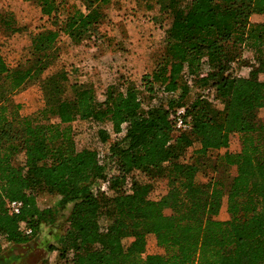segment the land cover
<instances>
[{"label":"trees","instance_id":"trees-1","mask_svg":"<svg viewBox=\"0 0 264 264\" xmlns=\"http://www.w3.org/2000/svg\"><path fill=\"white\" fill-rule=\"evenodd\" d=\"M34 1L46 24L29 57L10 67L0 52V254L55 224L56 210L37 205L49 195L58 210L71 205L49 246L56 264H264V119L252 113L264 107V0H137L157 8L163 32L153 68L99 94L65 70L42 75L61 49L102 37L110 0ZM33 83L43 105L22 116L12 95ZM180 107L187 131L170 119ZM74 121L91 125L90 145L76 144ZM223 197L229 217L218 220ZM14 199L22 207L10 216ZM150 234L158 253L145 254Z\"/></svg>","mask_w":264,"mask_h":264},{"label":"rangeland","instance_id":"rangeland-1","mask_svg":"<svg viewBox=\"0 0 264 264\" xmlns=\"http://www.w3.org/2000/svg\"><path fill=\"white\" fill-rule=\"evenodd\" d=\"M103 13L105 19L98 26L102 37L96 40H85L76 45H68L60 50L55 63L42 75L48 76L59 70H65L70 81L84 82L92 85L99 94L109 84L117 82L119 76L138 82L145 72L153 68L150 58L152 51L162 41L163 32L159 23L154 21L157 8L148 11L137 0H110ZM5 17H3V15ZM258 18L257 15L252 16ZM259 18H263L260 16ZM9 20V22H8ZM8 22V23H6ZM46 24L34 0H0V52L10 67L23 64L29 57L31 36ZM237 70L239 76L248 75V58ZM258 80L264 82V73H259ZM12 100L20 106L22 116H32L42 105V95L37 84H31L15 92ZM256 118L264 119V107L252 111ZM76 144L87 146L91 144V125L84 121H74L70 124ZM230 151L238 150L235 141L229 146ZM188 152H190L188 150ZM23 161L22 153L12 158L14 165ZM231 173V168L228 170ZM200 180L203 177L198 176ZM165 193V183L154 185L149 193L151 199H157ZM58 198L40 195L37 198L38 207L51 206L56 210L55 224L44 228L40 235L25 242L14 243L0 254V264H56L57 253L49 251V246L57 245L60 235L58 227L62 225L69 212L70 204L58 210ZM225 197L215 216L218 220H226ZM100 225H107L106 220H100ZM127 244V240L124 241ZM160 252L153 235L146 238L145 254Z\"/></svg>","mask_w":264,"mask_h":264},{"label":"built area","instance_id":"built-area-1","mask_svg":"<svg viewBox=\"0 0 264 264\" xmlns=\"http://www.w3.org/2000/svg\"><path fill=\"white\" fill-rule=\"evenodd\" d=\"M166 95V94H164ZM170 119L172 120L175 129L180 131H187L190 128L189 118L185 116V109L183 107L174 109L170 114ZM125 124L121 126V132H124ZM101 189L108 192L107 183H102ZM22 207V202L20 200H7L6 209L7 214L10 216L18 215ZM22 233L25 236L31 235V229L29 227L21 226Z\"/></svg>","mask_w":264,"mask_h":264},{"label":"crops","instance_id":"crops-1","mask_svg":"<svg viewBox=\"0 0 264 264\" xmlns=\"http://www.w3.org/2000/svg\"><path fill=\"white\" fill-rule=\"evenodd\" d=\"M252 16H255V15H252ZM252 16H251V19H252ZM253 21L258 22V21H262V20L258 17V18H253Z\"/></svg>","mask_w":264,"mask_h":264}]
</instances>
